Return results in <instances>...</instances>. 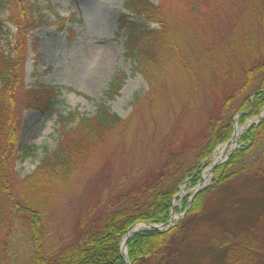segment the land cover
I'll return each instance as SVG.
<instances>
[{"label": "rangeland", "instance_id": "obj_1", "mask_svg": "<svg viewBox=\"0 0 264 264\" xmlns=\"http://www.w3.org/2000/svg\"><path fill=\"white\" fill-rule=\"evenodd\" d=\"M29 1L47 18L27 39L23 81L28 87L35 83L54 86L59 89L60 110L92 116L103 101L110 79L118 71L128 76L114 100L106 101L110 110L125 121L123 127L103 137L86 164L46 207L45 242L53 250L72 243L79 223L109 209L115 195L140 185L148 175L157 174L173 155V165L183 169L194 166L199 145L209 135L206 122L214 110L213 95L223 97L221 89L225 85L221 78L209 86L211 74L206 77L201 72L198 80L195 77L196 85H191L185 77L184 63L187 59V69L195 68V50L204 56L207 48L222 38L225 40L234 27H242L248 0H228L226 7L220 0H162L161 3L148 0L153 5H162L171 41L169 47L152 48L155 62L149 71L150 83L141 73L131 72L132 62L124 56L125 41L132 29L142 30L145 24L150 29L160 26L126 10L127 0ZM11 12L3 10L1 19L5 20L9 14L19 18L18 8H12ZM3 23L9 33H17L16 27ZM9 40L2 38L5 51L10 47ZM263 110L242 123H239L240 115L232 116L231 135L235 125L240 128V135L237 142H229L223 164L237 150L247 149L249 143H242L240 138L264 119ZM56 118L57 113L33 109L20 114L17 142L39 147L35 157L14 164L20 177L33 172L43 155V147L51 150L56 145ZM224 143L216 146L208 162ZM205 170L204 166L199 169L200 180L194 185L186 178L171 198L166 222L173 209L177 219L171 223H182V229L173 241L175 254L170 264H226V248L219 246V241L227 235L238 238L256 230L264 216V175H239L223 186H216L212 170L203 180ZM204 185L214 188L206 197L202 213L182 214L194 190ZM15 211V207L4 211L13 228L3 243L10 247L7 252L15 251L20 264H26L28 256L22 248L24 228L18 223ZM122 239L118 243L121 256ZM16 240L19 245L14 243Z\"/></svg>", "mask_w": 264, "mask_h": 264}, {"label": "trees", "instance_id": "obj_2", "mask_svg": "<svg viewBox=\"0 0 264 264\" xmlns=\"http://www.w3.org/2000/svg\"><path fill=\"white\" fill-rule=\"evenodd\" d=\"M9 1L0 2V16L3 10L12 13L15 7L20 15L18 19L12 14L5 20L0 17V264H20L15 251L7 252L10 247L3 243V238L13 228L4 213L11 207H15L18 223L24 228L22 248L28 256L26 264H125L118 243L128 229L137 222H166L170 201L178 186L186 178L191 179V185L199 181V169L208 164L216 146L230 138L232 116L242 113L239 117V123H242L248 117L257 116L264 108V0H248V9L243 15L247 21H243L242 27H234L226 41L222 38L207 48L204 56L195 50V68L187 69L188 61L185 60V77L191 85H196L195 77L198 80L201 73L206 77L211 74L209 86H214L221 78L225 85L221 89L223 97L213 95L214 110L206 122L209 135L204 136L199 145L194 166L183 169L173 165V155L157 174L148 175L140 185L115 195L108 204L109 209L79 223L72 243L53 250L48 249L45 242L46 207L86 164L103 137L123 127L125 121L110 110L106 101L114 100L128 76L118 71L110 79L103 101L92 116L60 110L59 89L39 83L28 87L23 81L27 39L34 28L46 23L47 17L29 0ZM227 1L220 0L221 5L226 7ZM124 6L160 26L150 29L145 24L142 30L132 29L125 41L124 56L132 62L131 72L141 73L150 83L149 71L155 62L152 48L171 46L168 21L161 12V4L127 0ZM4 21L16 27L17 33L5 30ZM2 38L6 41L11 38L7 51L3 50ZM180 58L184 59L183 56ZM236 99H239L237 104L234 103ZM27 109L57 113L58 139L53 149L43 147V155L33 172L20 177L14 164L35 157L39 148L17 142L20 114ZM240 140L249 143L247 149L237 150L225 164L215 168L213 180L216 186H223L239 175H264V119L257 126H251ZM213 188L195 195L186 216L202 213L206 197ZM260 222L256 230L238 238L227 235L219 241L218 245L226 248V264H264V216ZM181 229L182 223H179L164 232L147 230L134 234L127 242L130 264H170L175 254L173 241ZM14 243L19 245L17 240Z\"/></svg>", "mask_w": 264, "mask_h": 264}, {"label": "water", "instance_id": "obj_3", "mask_svg": "<svg viewBox=\"0 0 264 264\" xmlns=\"http://www.w3.org/2000/svg\"><path fill=\"white\" fill-rule=\"evenodd\" d=\"M261 118H262V117H261ZM213 169H214V166L211 168V170H213ZM205 187H206V186L197 189V190L193 193V195L191 196L190 201L193 199V197L195 196V194H196L197 192L201 191V190L204 189ZM188 206H190V204H189ZM186 211H187V209H186ZM146 225H147V227H148L149 229H152V230H155V231H162V230L165 229L166 227L170 226V220H169L167 223H164V224L155 225V224L147 223ZM136 226H137V225L131 227V228L128 230L127 234L125 235V239H124V241L122 242V245H121L122 257L124 256V259H125L126 264H129V262H128V260H127V249H126V248H127V241H128L129 238H130V237H131V236L137 231V227H136ZM138 226H139V224H138ZM123 250L126 251V254H123Z\"/></svg>", "mask_w": 264, "mask_h": 264}, {"label": "bare ground", "instance_id": "obj_4", "mask_svg": "<svg viewBox=\"0 0 264 264\" xmlns=\"http://www.w3.org/2000/svg\"><path fill=\"white\" fill-rule=\"evenodd\" d=\"M262 114L264 115V111H263ZM239 135H240V128L235 125L234 129H233V140H232V142H234L235 139H237V137ZM227 150L224 148V146H222V147H219L218 150L215 151V153L212 156L211 162H210L211 165L207 168V170H205L203 172V180H206L207 177L209 176L210 167H212L214 164H219L224 159V157L226 156V151ZM172 219L173 220L177 219V216L173 215ZM139 227L137 226V228H139ZM124 239L125 238H123L122 242L124 241ZM122 242H121V245H122ZM123 254H125L124 250H123Z\"/></svg>", "mask_w": 264, "mask_h": 264}]
</instances>
